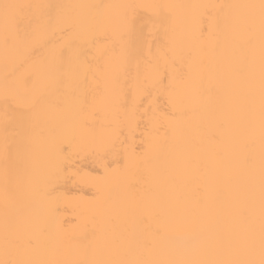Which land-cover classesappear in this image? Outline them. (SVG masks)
Instances as JSON below:
<instances>
[{"label": "bare ground", "instance_id": "1", "mask_svg": "<svg viewBox=\"0 0 264 264\" xmlns=\"http://www.w3.org/2000/svg\"><path fill=\"white\" fill-rule=\"evenodd\" d=\"M0 264H264V0H0Z\"/></svg>", "mask_w": 264, "mask_h": 264}]
</instances>
